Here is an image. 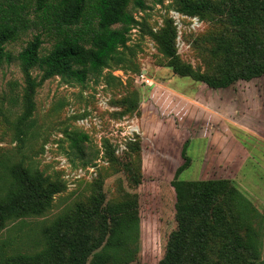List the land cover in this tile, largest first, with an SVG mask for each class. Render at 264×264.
<instances>
[{"label":"rangeland","instance_id":"374dc122","mask_svg":"<svg viewBox=\"0 0 264 264\" xmlns=\"http://www.w3.org/2000/svg\"><path fill=\"white\" fill-rule=\"evenodd\" d=\"M195 2L220 11L192 14ZM127 10L135 21L119 49L124 60L84 83L59 75L41 81L36 66L31 92L19 53L42 30L7 43L0 195L13 189L17 168L55 192L0 224V264H160L178 230L174 182L185 233L167 264H262L264 74L218 89L196 76L221 79L264 62V0H144L143 8L130 0ZM42 39L46 55L55 40ZM75 133L88 136L80 148L72 145ZM186 141L190 162L175 178ZM209 182L243 201L217 202L213 216L206 203L195 219L203 206L192 207L186 185Z\"/></svg>","mask_w":264,"mask_h":264},{"label":"trees","instance_id":"16d2710c","mask_svg":"<svg viewBox=\"0 0 264 264\" xmlns=\"http://www.w3.org/2000/svg\"><path fill=\"white\" fill-rule=\"evenodd\" d=\"M134 2L137 7H144V0ZM30 3H33L32 8ZM129 3L130 0H0V66L12 59L6 50L7 43L16 40L30 28H40L42 31L35 34L19 53V60L31 92L37 84L32 80L30 71L36 66L43 72L41 81L59 75L68 81L84 83L89 75L101 74L111 61L120 63L124 60L119 49L128 42L135 21L127 10ZM212 10L220 11L211 2H195L191 4L188 12L193 14ZM43 34L55 40L53 48L46 55H40ZM174 68L181 75H195L189 67L175 65ZM263 74L264 62L253 61L221 79L209 76L196 78L209 87L218 89L238 80H251ZM75 134L77 137L71 138L72 145L80 148L79 142L88 140V136ZM187 146L188 141L184 143L182 149L184 163L177 168L175 178H178L189 165ZM13 177V189L5 196L0 195V224L7 219L27 214L55 192L53 184L44 187L41 179H32L29 172L22 168L13 170ZM173 187L176 193L178 230L172 232L167 253L160 264H167L175 248L176 237L185 233L180 208L182 189L175 182ZM205 188L207 190H204ZM186 189L192 207L195 203L203 206V210L196 214L191 213L195 219L202 217L201 211L205 212L206 203H209L207 211L213 216L219 213L215 208L217 202L231 199L243 201L237 192L228 190V186L220 182L188 184Z\"/></svg>","mask_w":264,"mask_h":264},{"label":"built area","instance_id":"2783aa9c","mask_svg":"<svg viewBox=\"0 0 264 264\" xmlns=\"http://www.w3.org/2000/svg\"><path fill=\"white\" fill-rule=\"evenodd\" d=\"M142 77H143V79H145V74H142ZM147 83H149L150 82V79H146L145 80Z\"/></svg>","mask_w":264,"mask_h":264}]
</instances>
